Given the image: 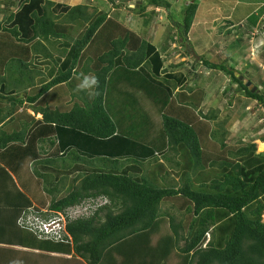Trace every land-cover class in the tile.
I'll use <instances>...</instances> for the list:
<instances>
[{"label": "trees", "instance_id": "1", "mask_svg": "<svg viewBox=\"0 0 264 264\" xmlns=\"http://www.w3.org/2000/svg\"><path fill=\"white\" fill-rule=\"evenodd\" d=\"M198 5L191 0L181 24L171 22L183 43ZM150 6L170 4L146 0L141 12ZM95 8L21 0L5 26L0 23V122L11 116L0 126V151H28L49 210L105 201L67 224L71 244L39 238L18 226L33 204L0 164V264H264V153L253 142L229 143L226 121L215 123L214 111L203 113L207 92L186 87L168 70L176 65L164 66L166 48L158 49L150 28L140 36ZM43 43L58 44L60 58ZM182 45L195 62L188 51L193 45ZM35 54L56 67L42 85L31 76ZM199 64L229 75L224 93L236 84L264 109L262 91L252 92L235 69L204 57ZM116 69L140 74L156 124L152 113L136 111L131 119L125 108L113 113L109 77ZM84 76H95L97 86L80 90ZM28 107L42 118L28 114ZM151 128L165 149L159 139L147 142ZM165 201L185 206L187 214L176 220L162 211Z\"/></svg>", "mask_w": 264, "mask_h": 264}, {"label": "rangeland", "instance_id": "2", "mask_svg": "<svg viewBox=\"0 0 264 264\" xmlns=\"http://www.w3.org/2000/svg\"><path fill=\"white\" fill-rule=\"evenodd\" d=\"M20 1L0 0V23L5 26L4 22L10 13L16 12L17 4ZM49 1L66 6L86 5L89 12L96 6L95 9L106 11L110 19L140 36L145 35L146 28H150L148 34L152 40H155L158 49L160 50L164 46L166 48V52H163L165 53L164 66L166 68L171 65L179 67L168 70L176 73L181 81L184 79L186 87L190 85L194 89L207 92L206 100L202 103L203 113L214 111L218 117L214 121L215 123L226 121L225 127L229 124V128H227L229 143H234L238 139L245 143L253 142L256 144V152L264 153V146H262L264 141L260 140L261 137H264V109L262 105L237 92L236 84H233L224 93L228 87L229 75L219 70L206 69L199 64L200 57H204L212 63L227 65L228 69H235V75L243 80L252 92L262 91L264 94V11L261 12L264 0H199L195 17L185 38L187 42L184 43L181 33L171 22L173 20L181 24L183 7L191 0H166L170 4L168 9L150 6L142 12L140 6L144 5L146 0ZM252 17H255L254 23L251 21ZM145 20L150 21L148 25L144 23ZM235 22L237 26L233 28V31L226 33L235 25ZM181 43L187 47L193 45V49H188V51H193L199 57L195 62L185 55V46ZM49 46L54 48L53 45ZM54 57L59 59L60 52H57ZM13 63L16 62H10L8 66ZM129 76L130 78L124 77V87H126V91L135 92V80H132L131 75ZM6 80L8 79L6 78ZM7 83L10 87L14 85ZM110 83V86L114 87L113 78ZM112 94L117 93L114 91ZM124 98L127 99V96ZM135 100L137 103L141 102V105L144 104V99L137 98ZM123 107L130 119L137 111L135 107L129 108L125 104ZM23 160H25L23 166L19 169L22 182H25L31 189L30 194L36 200L40 196L38 190L42 187L38 183L36 184V178L30 174L32 164L28 165L29 159L23 158ZM69 178L74 177L71 175ZM42 194L40 199L42 203L37 204L38 209L45 211L44 214H49L50 210L46 207L49 198L47 199L48 196L45 193ZM77 206L73 208L77 209L75 208ZM161 209L175 216L176 220L187 214L185 206H179L176 201L163 202ZM261 218L264 221V214Z\"/></svg>", "mask_w": 264, "mask_h": 264}, {"label": "crops", "instance_id": "3", "mask_svg": "<svg viewBox=\"0 0 264 264\" xmlns=\"http://www.w3.org/2000/svg\"><path fill=\"white\" fill-rule=\"evenodd\" d=\"M235 25H236V22H235ZM43 45H45L46 47L52 49L49 45L47 46V43H43ZM54 49L55 50L60 49L59 45L56 44L54 46L53 50ZM55 50H54V53H55L54 56L56 55ZM161 55H162L163 58H165V53H162ZM54 59H55V57H54ZM32 66L33 67L30 68L33 71L31 73V76L34 77L35 83H38L39 85H42V83L50 81L55 76L56 67H54L53 61H51L49 59L42 58V54L33 55ZM52 69H54L55 71L53 72ZM118 72H120L121 74L119 75ZM129 75H131L132 80H135V88H136V89H134L135 92H133L131 90L130 91H126V87H124V85H125L124 77L130 78ZM111 78H113V82L115 83L114 87L110 86V91H111L110 97H111V100H109V105L114 108L113 113L121 114L122 112H124L123 105L125 104V106L129 105V106L135 107L137 112L138 111L144 112L146 114V117H149V115L151 113L154 115L155 111L152 108L153 103H152V101H150V94L148 92H145L146 89L144 90L143 80H142V77L140 76V74L139 75H135L134 73L128 74V72H126L124 70H117L116 69V70H114L112 72V74L109 77L110 82H111ZM118 89H123V90L120 91ZM178 90H179V87L175 90V92H177ZM114 91L117 94H115V95L112 94ZM8 93H9V91L7 92V94ZM14 93L15 92L12 91L9 94H14ZM59 94H60L59 99H61V94H63V93L60 92ZM124 96H127V99H128L127 103H125L126 102V98H124ZM137 98L144 99V102H143L144 104L141 105V102L137 103V100H135ZM56 103L52 104V108L56 107L55 106ZM31 105H33V104H30V106ZM18 111L22 112V109L19 108ZM26 111H27L28 114L34 116V118L36 120H39V119L42 118V115L40 113H34L33 110L30 107H28L26 109ZM155 115H154L153 118H152V116L150 118V119L154 120L153 124H156L157 123L156 120H158V117L156 118ZM10 119H11V116H8L5 119L1 120L0 126L1 127H5V123L7 124V121L10 120ZM122 123H123V121H122ZM131 125L133 127V124H131ZM227 126H229V124ZM157 132H158V129L151 128L150 131H149V135L147 137L148 138L147 142L153 143V141H155L157 139H159V141H160V135H159V133L157 134ZM154 143H158V141H155ZM159 143L162 145L161 146V150L165 149L162 141H160ZM38 145H39V143L37 144V146ZM17 148H15L16 152H9L8 151V153L6 155H4L3 154V150H1L0 151L1 152L0 153V164L3 165L8 170V172L11 174L13 180L15 181V184L18 186V188L20 190H22L29 197V199L31 200L33 206L38 208L37 204L42 203V202H40L41 201L40 199L42 198V195H43L42 193H44V192L40 188L38 190V192L40 193V196L37 197L36 200H34L32 198V196H31V194H30V190L31 189L27 187L25 182H22V176H21V174L19 172V169L23 166V162L25 161V160H23V158H26V160L29 159L28 160L29 161L28 165L31 164V160H30V155L27 156V154H26V153H28V151L25 152L24 148L23 149H20V148L17 149ZM19 154H21V156ZM30 174H32V173L30 172ZM171 176H173V175H171ZM173 177L177 178V176H173ZM35 182L37 184L36 180H35ZM46 207H48V204H46ZM16 248H18V247H16ZM51 255H53L55 257L56 256L70 257V255L55 254V253H52Z\"/></svg>", "mask_w": 264, "mask_h": 264}, {"label": "built area", "instance_id": "4", "mask_svg": "<svg viewBox=\"0 0 264 264\" xmlns=\"http://www.w3.org/2000/svg\"><path fill=\"white\" fill-rule=\"evenodd\" d=\"M93 204L85 201L82 206L79 205L74 209L67 208L63 211H48L49 214H44L45 211L29 207L24 210L17 219V224L20 228L35 233L39 238L62 243H71L72 238L66 231V224L71 220L79 217H87L97 205L103 204L105 201H99ZM81 203V204H82Z\"/></svg>", "mask_w": 264, "mask_h": 264}, {"label": "clouds", "instance_id": "5", "mask_svg": "<svg viewBox=\"0 0 264 264\" xmlns=\"http://www.w3.org/2000/svg\"><path fill=\"white\" fill-rule=\"evenodd\" d=\"M195 17V16H194ZM233 24V23H232ZM234 27L235 26H237V25H233ZM191 44V43H190ZM193 51H191V53H192ZM193 54L195 55V53L193 52ZM196 56V58L198 59L199 57L197 56V55H195ZM97 84H98V80H97V78L95 77V76H84L83 77V79H82V81H81V83L78 85V88L80 89V90H85V89H89V88H93V87H95V86H97ZM82 202H80L79 204H76V205H74V206H77V205H80ZM74 206H71V207H74ZM32 207H34L35 209H38L37 207H35V206H32ZM48 208V207H47ZM68 208H70V207H68ZM67 209V208H66ZM65 210V209H64ZM51 211H53V210H51ZM61 211H63V210H61ZM79 218H81V217H79ZM79 218H77V219H79ZM82 218H84V217H82ZM75 220V219H74ZM74 220H71L70 222H72V221H74ZM70 222H68V223H70ZM67 223V224H68ZM67 224H66V226H67ZM66 231H67V229H66ZM68 232V231H67ZM71 236V235H70ZM71 238H72V236H71ZM72 243V242H71ZM70 243V244H71Z\"/></svg>", "mask_w": 264, "mask_h": 264}, {"label": "bare ground", "instance_id": "6", "mask_svg": "<svg viewBox=\"0 0 264 264\" xmlns=\"http://www.w3.org/2000/svg\"><path fill=\"white\" fill-rule=\"evenodd\" d=\"M262 146H264V145H262Z\"/></svg>", "mask_w": 264, "mask_h": 264}, {"label": "water", "instance_id": "7", "mask_svg": "<svg viewBox=\"0 0 264 264\" xmlns=\"http://www.w3.org/2000/svg\"><path fill=\"white\" fill-rule=\"evenodd\" d=\"M192 54H193V52H192Z\"/></svg>", "mask_w": 264, "mask_h": 264}]
</instances>
